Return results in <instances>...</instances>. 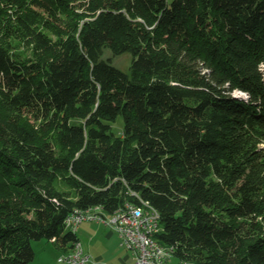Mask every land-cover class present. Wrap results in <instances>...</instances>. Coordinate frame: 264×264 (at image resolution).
Segmentation results:
<instances>
[{
	"label": "trees",
	"instance_id": "obj_1",
	"mask_svg": "<svg viewBox=\"0 0 264 264\" xmlns=\"http://www.w3.org/2000/svg\"><path fill=\"white\" fill-rule=\"evenodd\" d=\"M128 201L173 264H264V0H0V264Z\"/></svg>",
	"mask_w": 264,
	"mask_h": 264
},
{
	"label": "built area",
	"instance_id": "obj_2",
	"mask_svg": "<svg viewBox=\"0 0 264 264\" xmlns=\"http://www.w3.org/2000/svg\"><path fill=\"white\" fill-rule=\"evenodd\" d=\"M85 220L102 222L117 231L122 239V245L133 253V264H173V250L169 249V246L166 250H159V246L148 238V231H161V224L160 219H152L145 209H134L125 203L112 214L95 208L84 212L72 211L66 219V225L69 228L79 227ZM59 260L65 264H114L92 260V257L80 248L79 241L78 249L63 251Z\"/></svg>",
	"mask_w": 264,
	"mask_h": 264
},
{
	"label": "rangeland",
	"instance_id": "obj_3",
	"mask_svg": "<svg viewBox=\"0 0 264 264\" xmlns=\"http://www.w3.org/2000/svg\"><path fill=\"white\" fill-rule=\"evenodd\" d=\"M19 49L22 50L20 47ZM103 58H110L115 66L124 71L130 70L132 63V55L130 53L115 55L110 48L105 47ZM235 94L240 95V92L236 91ZM242 96L247 97L248 95L243 93ZM113 125L116 130H121L124 125L123 118L119 117L118 121ZM78 228V237L83 241L84 247L87 250L90 247V252L94 256L92 260L102 262L114 261V258L124 251L116 232L108 236L111 231L110 226H106L95 220H85ZM32 245L35 250L34 264H65L59 260L62 251L54 241L45 239L32 240Z\"/></svg>",
	"mask_w": 264,
	"mask_h": 264
},
{
	"label": "bare ground",
	"instance_id": "obj_4",
	"mask_svg": "<svg viewBox=\"0 0 264 264\" xmlns=\"http://www.w3.org/2000/svg\"><path fill=\"white\" fill-rule=\"evenodd\" d=\"M239 92H240V95H243V93H244V92H241V91H239ZM126 203H128L129 205H131L134 209H145L146 212H147V214L149 216H151L152 219H160V213H159L158 209L155 208L154 206L150 205L149 203H145L144 205H138L136 203H132V202H129V201L126 202ZM91 208H95V210H99V211H104L101 206H95V207H91ZM91 208H88V209H79V208H76V209H74V211H76V212H84V211H87V210H89ZM115 212H117V210ZM105 213H107V212H105ZM67 227L69 228L68 225H67ZM70 228L73 229L74 231H76L77 228H78V226H71ZM159 232L160 231H158V230H149L148 231V238H150L151 241L156 246H159V250H166V248H168V246L163 245L160 241L157 240V238L155 236ZM79 246H80L81 249H83L82 243L80 241H79ZM72 249H78V242L76 243L75 247L72 248ZM169 249H172L173 250L172 247H169ZM67 251H71V249L70 250H67ZM173 253H174V251H173ZM181 264H195V263L192 262V261H183Z\"/></svg>",
	"mask_w": 264,
	"mask_h": 264
},
{
	"label": "crops",
	"instance_id": "obj_5",
	"mask_svg": "<svg viewBox=\"0 0 264 264\" xmlns=\"http://www.w3.org/2000/svg\"><path fill=\"white\" fill-rule=\"evenodd\" d=\"M99 222V221H98ZM99 223H101V224H104V223H102V222H99ZM104 225H106V224H104ZM106 226H108V225H106ZM80 227V226H79ZM111 228V227H110ZM78 230H79V228H77V232H78ZM114 232H116L117 233V235H118V237H119V240H120V245L124 248V251H122V253L121 254H118L114 259V261H110L111 263H114V264H133V262H134V257H133V253H132V251L131 250H129V249H127L126 247H124L123 245H122V239H121V237H120V235H119V233L117 232V231H115L114 229H112L111 228V231H110V233H109V235L108 236H110L111 234H113ZM77 236H78V234H77ZM79 238V237H78ZM79 240H80V242L82 243V247H83V249H84V251L86 252V253H88L91 257H94L93 256V254L90 252V247H89V249L87 250L85 247H84V244H83V241L79 238ZM96 259H98V258H96ZM97 261V260H96ZM97 262H102V261H97Z\"/></svg>",
	"mask_w": 264,
	"mask_h": 264
}]
</instances>
